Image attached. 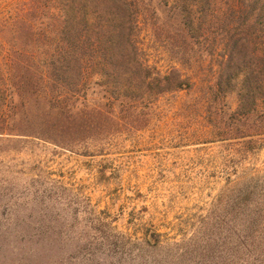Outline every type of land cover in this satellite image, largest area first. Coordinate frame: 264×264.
I'll return each mask as SVG.
<instances>
[{
  "label": "trees",
  "instance_id": "obj_1",
  "mask_svg": "<svg viewBox=\"0 0 264 264\" xmlns=\"http://www.w3.org/2000/svg\"><path fill=\"white\" fill-rule=\"evenodd\" d=\"M163 1L179 22L159 35L179 59L216 56L198 106L217 140L242 156L263 150L264 0ZM141 10V0H18L0 11V142L37 139L104 154L124 126L146 129L161 99L190 93L195 83L178 67L162 73L146 58ZM223 194L196 232L174 244L183 262L264 264V176L239 177Z\"/></svg>",
  "mask_w": 264,
  "mask_h": 264
},
{
  "label": "rangeland",
  "instance_id": "obj_2",
  "mask_svg": "<svg viewBox=\"0 0 264 264\" xmlns=\"http://www.w3.org/2000/svg\"><path fill=\"white\" fill-rule=\"evenodd\" d=\"M15 1L0 0V11ZM141 7L137 39L146 58L162 73L178 67L194 89L161 99L146 129L123 125L104 154L37 139L0 142V264H191L174 244L196 232L237 178L264 176V149L242 156L218 141L198 106L216 56L181 61L159 35L179 22L171 4ZM227 102L236 110L237 93ZM257 109L264 112V98Z\"/></svg>",
  "mask_w": 264,
  "mask_h": 264
}]
</instances>
